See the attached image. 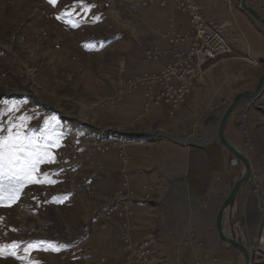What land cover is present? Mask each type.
Listing matches in <instances>:
<instances>
[{
  "label": "crops",
  "instance_id": "obj_1",
  "mask_svg": "<svg viewBox=\"0 0 264 264\" xmlns=\"http://www.w3.org/2000/svg\"><path fill=\"white\" fill-rule=\"evenodd\" d=\"M123 1L134 6L128 13H133L129 20L134 22L131 28L135 34L130 60L118 83L122 88L129 77L158 70L169 60L166 57L143 62L141 57L146 48L169 46L162 32L167 30L170 17L180 32L185 33L188 29L186 15L177 11L171 0L163 7L159 2L142 6L143 0H120ZM196 3L204 21L219 27L225 34L234 55L209 61L204 76L196 81L194 91L173 114H169L167 104L151 106L141 113L143 90L139 87L114 99L111 104L108 102L104 109H96L93 117L102 114L99 121L82 125L86 128L79 129L71 141L77 158H68L63 170H66L67 178L77 176L69 191L79 192L86 204L81 225L84 232L79 243L83 264H191L203 250L217 258L216 262L208 260L209 264H241L238 253L220 243L215 229L216 211L241 165L212 140L216 128L215 122L211 121L214 117L212 108L222 97H231L255 86L264 70V31L235 0H197ZM242 38L244 47L239 43ZM243 103L247 109L248 102ZM243 103H238L233 111L239 113ZM249 108L246 128L248 132L247 125L250 122L252 127L253 124L252 140L249 139L253 156L258 151L254 142L256 123V129L263 130L261 136L264 139V89ZM207 118L211 120L208 122ZM106 131L113 132L111 135L116 138H124L122 151L125 158L111 150L93 153L91 159H86L84 155L92 145L113 138L104 137ZM224 135L233 145L245 146L243 133L233 117L226 121ZM248 155L255 173V167L264 161V157L257 156L254 164L250 153ZM123 182L128 185L126 201L134 211L129 223L135 227L130 228L129 239L136 247L146 244L148 260L144 263L124 261L119 217L102 220L105 223L102 228L103 222L91 214L92 210L113 202L115 192ZM258 183L255 187L264 194V185L261 191V180ZM86 185L88 190L84 189ZM247 186L244 185L237 194L238 216L235 219L236 232L246 242L250 232L247 230L244 234L239 229L238 218L241 207H245V196L249 194ZM246 202L247 208H251L249 198ZM260 207H264L261 201ZM256 221L257 218L254 223ZM189 234L201 239L203 247L187 245L182 248V239Z\"/></svg>",
  "mask_w": 264,
  "mask_h": 264
},
{
  "label": "rangeland",
  "instance_id": "obj_2",
  "mask_svg": "<svg viewBox=\"0 0 264 264\" xmlns=\"http://www.w3.org/2000/svg\"><path fill=\"white\" fill-rule=\"evenodd\" d=\"M125 3L120 0H56L53 5L49 0H0V110H3L0 135H8V129L13 134L20 131L23 136L32 138L31 147L41 148L51 142L50 138L60 137L56 141L60 147L49 149L57 162L39 165L35 174L42 178V173H48L55 183H25L19 199L14 203L5 201L0 204V246L18 242L14 249L5 248L0 255V264H83L79 243L84 232L81 225L86 204L79 192L69 191L77 176L67 178L63 166L68 158H77L71 141L79 129L86 128L82 125L99 121L102 116L94 118L93 112L142 87H127L133 76L123 88L118 86L119 79L125 74V64L130 60L135 34L131 28L134 22L129 20L133 13H128L134 6ZM246 3L264 16V6L256 4L255 0H246ZM86 5L92 7L86 9ZM62 14L64 18L58 20L57 16ZM251 19L264 31L256 20ZM73 22L76 26H72ZM239 43L245 46L243 38ZM234 53L230 46L225 55L209 61L215 62ZM142 90L144 92V86ZM233 96L222 97L212 108L213 120L207 118L206 121L216 124V117ZM249 106L245 109L246 121L250 116ZM10 107L12 110L8 111ZM233 110L229 118L236 120L242 133L246 130L243 133L245 146L241 149L251 155L253 124L252 127L250 122L247 125L248 132L246 121L245 130L241 128L238 114ZM20 117L27 119L21 122ZM256 126L257 123L254 125V142L259 153L256 150V154L251 155L254 164L257 156L264 157L263 130L256 129ZM93 153L89 156L93 157ZM237 171L239 174L241 166ZM255 171L252 167L248 180L240 188L248 185L249 194L245 196V207H241L243 211H240L238 226L244 234L248 230L254 236L252 264H264V207L259 208L260 201L264 204V194L255 187L261 180L262 191L264 161L261 160ZM254 175L256 179H253ZM0 182L7 185L8 178L4 177ZM248 198L252 205L249 209ZM29 244L33 247L25 252ZM49 244L65 247L54 251ZM46 248L49 250H44ZM13 251L15 255H11ZM236 252L241 260L240 253Z\"/></svg>",
  "mask_w": 264,
  "mask_h": 264
},
{
  "label": "built area",
  "instance_id": "obj_3",
  "mask_svg": "<svg viewBox=\"0 0 264 264\" xmlns=\"http://www.w3.org/2000/svg\"><path fill=\"white\" fill-rule=\"evenodd\" d=\"M176 10L185 14L188 21V29L185 33L179 31L170 17L167 30L162 32L164 38L169 42L167 48L149 47L144 49L142 61L162 60L169 57L162 67L158 70L138 74L130 78L127 87L135 88L138 85L144 86L142 112H146L151 106L167 104L170 107L169 114L174 111L185 101L186 97L194 90L196 81L202 78L204 74V64L209 60L216 59L220 55H225L230 50L227 38L222 34L219 27L206 23L200 14L199 7L195 0H171ZM256 4L264 6L263 0H255ZM156 3V0H143L142 6H149ZM161 6L165 4L164 0H157ZM128 91V90H126ZM250 104L248 103V106ZM244 104L242 110L237 113L240 119V127L245 130V121L247 110ZM111 132V131H110ZM246 130L243 132L245 133ZM103 134L104 137H113L108 142H98L92 145L86 151V159H91L89 154L96 152L103 154L115 150L122 155L124 138H116L111 135ZM91 161V160H90ZM235 160H233L234 162ZM253 179H256L255 175ZM84 189H88L87 185ZM127 182H123L115 192L113 202L102 209H94L91 214L95 219L100 221H109L114 216L121 219L119 236L124 243V261L126 263L132 260L144 263L148 260L146 244L143 243L136 247L131 243L128 232L134 228L135 224L129 223L133 217V209L126 201ZM103 222V221H102ZM103 222L101 227L103 228ZM187 245H196L203 247V242L194 235L189 234L182 239L181 247ZM211 260L216 262L217 258L208 251L203 250L199 258L191 264H205ZM189 264V263H183Z\"/></svg>",
  "mask_w": 264,
  "mask_h": 264
},
{
  "label": "water",
  "instance_id": "obj_4",
  "mask_svg": "<svg viewBox=\"0 0 264 264\" xmlns=\"http://www.w3.org/2000/svg\"><path fill=\"white\" fill-rule=\"evenodd\" d=\"M235 2L240 9L246 12L264 28V16H262L255 8L248 5L246 0H235ZM263 89L264 70L260 73L257 82L252 89L236 93L221 109L215 120L216 128L212 138V140L218 143V145H220L225 151L236 157L241 164V171L229 185L215 215V229L220 243L227 248L238 251L241 255V264H252L253 262L252 237L248 236L247 242L239 238L236 232L235 221L238 216L237 194L243 184L248 180L252 171V165L248 154L241 148L233 145L225 137L224 127L230 113L238 103L241 101H248V103L252 105L254 100L262 93ZM10 94H6V96L8 97Z\"/></svg>",
  "mask_w": 264,
  "mask_h": 264
},
{
  "label": "snow or ice",
  "instance_id": "obj_5",
  "mask_svg": "<svg viewBox=\"0 0 264 264\" xmlns=\"http://www.w3.org/2000/svg\"><path fill=\"white\" fill-rule=\"evenodd\" d=\"M50 4L55 5L56 0H49ZM86 9H90L92 5H86ZM64 16L58 15L57 19H63ZM67 22V21H66ZM72 26H76L73 22ZM14 107V106H12ZM11 111L12 108H8ZM3 110H0V114ZM27 117H20L21 122L26 120ZM54 119V118H53ZM48 124V121H45ZM18 127V126H17ZM60 137L50 138V143L41 147H31L32 138L23 136L20 131L12 133L11 129H8V135H0V179L7 177L8 184L0 182V204L5 201L15 202L19 199L21 191L27 184H44L55 183V181L49 178L48 173H42V178H37L35 175L39 171V165L47 163H56V156L50 151V148H58L60 145L56 143ZM62 171V169H61ZM44 243V242H40ZM18 242H13L8 246H0V255H3L5 248H16ZM33 245L29 244L25 248V252H28ZM64 245H51L49 248L54 251H59ZM44 250H49L48 248ZM11 255H15L13 251ZM21 259L20 257H16Z\"/></svg>",
  "mask_w": 264,
  "mask_h": 264
},
{
  "label": "bare ground",
  "instance_id": "obj_6",
  "mask_svg": "<svg viewBox=\"0 0 264 264\" xmlns=\"http://www.w3.org/2000/svg\"><path fill=\"white\" fill-rule=\"evenodd\" d=\"M174 4V3H173ZM238 5V4H237ZM241 102H248V101H241ZM248 105V104H247ZM106 133H108L107 131L106 132H104L103 134H106ZM109 133H111L110 131H109ZM108 133V134H109ZM121 157L122 158H125V155L123 154V151H122V155H121ZM127 187H128V185H127ZM257 226V225H256ZM256 229H257V227H255ZM257 231V230H256ZM248 236H251L252 237V239L254 238V236H252V233H250V234H248ZM201 240V239H200ZM246 240H248V238H246ZM209 254H211L210 253V251L208 252ZM201 254V253H200ZM211 262H214V261H211ZM210 262H208V261H206L205 262V264H209Z\"/></svg>",
  "mask_w": 264,
  "mask_h": 264
}]
</instances>
